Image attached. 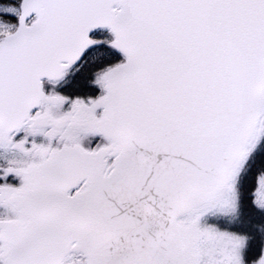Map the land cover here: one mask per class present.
I'll return each mask as SVG.
<instances>
[{"label":"snow or ice","instance_id":"snow-or-ice-1","mask_svg":"<svg viewBox=\"0 0 264 264\" xmlns=\"http://www.w3.org/2000/svg\"><path fill=\"white\" fill-rule=\"evenodd\" d=\"M0 264H264V0H0Z\"/></svg>","mask_w":264,"mask_h":264}]
</instances>
